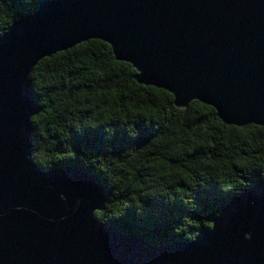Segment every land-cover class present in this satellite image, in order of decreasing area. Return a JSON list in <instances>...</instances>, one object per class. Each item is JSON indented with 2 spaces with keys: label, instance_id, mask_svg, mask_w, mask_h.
<instances>
[{
  "label": "water",
  "instance_id": "obj_1",
  "mask_svg": "<svg viewBox=\"0 0 264 264\" xmlns=\"http://www.w3.org/2000/svg\"><path fill=\"white\" fill-rule=\"evenodd\" d=\"M38 8L0 38V264H264V182L230 198L214 230L192 243L156 247L94 222L91 210L106 195L100 179L69 167L44 174L27 159L35 108L25 80L41 55L95 38L178 105L196 97L222 123H264V0H50Z\"/></svg>",
  "mask_w": 264,
  "mask_h": 264
},
{
  "label": "clouds",
  "instance_id": "obj_2",
  "mask_svg": "<svg viewBox=\"0 0 264 264\" xmlns=\"http://www.w3.org/2000/svg\"><path fill=\"white\" fill-rule=\"evenodd\" d=\"M16 5L0 0V38L21 16L39 11L36 0H16ZM63 49L67 51L41 55L25 76L35 108L27 117L32 129L27 159L44 174L61 162H72L100 179L106 195L91 210L94 222L107 225L129 211L138 218L149 213L158 218L146 207L148 200L193 213L198 191L213 187L221 195H239L264 182V123H222L217 108L206 107L211 104L196 97L178 105L175 94L169 95L172 91L160 92L157 88H166L138 81L141 73L133 62L116 63L112 50L95 38ZM115 59L128 61L116 55ZM138 126L154 133L146 143L118 153L109 146L117 132L136 140ZM97 130L105 145L103 154L77 156V137ZM220 215L218 210L212 213L217 219ZM175 220L171 235L189 243L201 229L215 228L212 219L182 215ZM250 238V233L244 234L245 240Z\"/></svg>",
  "mask_w": 264,
  "mask_h": 264
},
{
  "label": "trees",
  "instance_id": "obj_3",
  "mask_svg": "<svg viewBox=\"0 0 264 264\" xmlns=\"http://www.w3.org/2000/svg\"><path fill=\"white\" fill-rule=\"evenodd\" d=\"M46 1H50V0H36V6L38 7L40 4ZM13 3L14 6H17L16 0H13ZM17 15H20V13L17 12ZM24 17L26 16H21V18ZM99 43L101 45H106L101 41H99ZM106 46L108 49L111 50V48L108 45ZM115 62L119 64H126L117 61ZM142 87L153 88L147 86H142ZM157 90L160 92H166L160 89ZM138 133L139 135L136 140H129L126 137V134L117 132L113 136V139L109 146L113 147L118 153L132 146L133 144L142 145L143 143H146L147 140L150 139L152 135H154V133L151 131V128H143L139 126H138ZM104 147L105 145L102 141V138L99 135V130L85 131L82 136L77 137L76 154L77 156L81 154L100 155L103 154ZM61 167L78 169L77 166L72 162H61L60 164L55 165L53 169L61 168ZM257 184L258 183H254L253 186ZM243 191L244 190H242L241 193ZM234 196L236 195H231V194L221 195L217 193L213 187H210L207 192L198 191L196 193V202L198 207L197 210L193 213H187L182 208L175 205L165 206L158 201L148 200L146 202V207L149 208L151 211L157 212L158 218H153L151 216V213H149V215L146 218H138L131 211H129L125 214V216L121 220L112 221L109 224H107V226L114 228L116 231H118L121 234L135 233L143 237L147 242L148 240H155L157 243L155 245L154 244L151 245L156 247H163L174 243H189L182 241L179 237H173L171 235V229L177 222L175 220V217L182 215H190L193 219H197V220L201 218L214 219L215 217L212 216V213L217 210L220 211L222 207L227 203V201Z\"/></svg>",
  "mask_w": 264,
  "mask_h": 264
}]
</instances>
